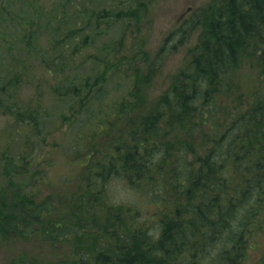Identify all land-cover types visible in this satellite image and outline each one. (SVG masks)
Wrapping results in <instances>:
<instances>
[{
    "label": "trees",
    "instance_id": "obj_1",
    "mask_svg": "<svg viewBox=\"0 0 264 264\" xmlns=\"http://www.w3.org/2000/svg\"><path fill=\"white\" fill-rule=\"evenodd\" d=\"M86 1L104 0H0V49L25 53L1 94L0 106L12 97L9 115L18 112L15 90L37 85L56 97L89 99L87 84L109 79L106 68L95 67L100 53L94 35L106 33L111 18L126 26L140 19L142 9L99 13ZM199 26L194 57L173 77L152 114L132 129L129 143L115 146L89 171L84 192L71 202L76 222H58V206L49 198L42 203L22 198L14 209L1 211L0 233L56 243L87 229L98 241L90 232L95 229L103 240L115 241L92 252L93 258L70 256V264H264V92L253 77L252 60L264 61V0H214L203 15L186 16L172 39L180 35L184 44ZM65 67L81 73L70 80L62 76ZM22 72L31 75L23 84ZM25 107L28 119L47 111ZM115 175L131 176L140 190L155 195L159 209L151 217L157 226L123 220L128 206L101 204L99 191L92 198L93 177L97 186ZM92 204L110 212L105 225L89 219ZM128 215L136 216L133 209Z\"/></svg>",
    "mask_w": 264,
    "mask_h": 264
},
{
    "label": "rangeland",
    "instance_id": "obj_2",
    "mask_svg": "<svg viewBox=\"0 0 264 264\" xmlns=\"http://www.w3.org/2000/svg\"><path fill=\"white\" fill-rule=\"evenodd\" d=\"M213 2L104 0L90 5L86 1L87 8L99 13L104 8H141V18L133 19L127 26L116 24L115 18H111L107 20L111 28L106 33L94 35L100 53L95 67L102 72L106 68L105 72L110 76L106 82L99 80L94 85L87 84V89L92 88L89 99L74 95L70 99H67L70 95L56 97L50 94L52 90L45 92L43 87L34 85L37 89L15 90L18 112L9 115L5 109L10 108V104L13 106V100L5 97L0 106V213L4 207L14 209L22 198L32 203H42L49 198L58 206L54 218L60 223L74 224L71 202L84 192V185L90 180L89 171L98 168L97 161H106L103 156L114 153L115 146L130 142L132 129L139 128L142 117L152 114L157 99L166 93L173 77L194 57L192 51L203 28L196 27L193 36L184 44L179 43L180 35L172 39V33L186 16L203 15ZM101 22L103 25L104 20ZM85 36H89L88 29ZM107 45L113 48L102 49ZM24 55L17 49H0V99L3 100L2 92L10 88L13 72H19L16 64ZM60 59L62 57L55 58L56 62ZM252 60L256 63L253 77L259 78L258 86L264 92V61L255 57ZM123 62L128 63L125 69ZM65 70L62 76L70 80L81 73L66 67ZM21 77L23 84L31 75L22 72ZM25 106L28 111L40 106L47 111L41 115L34 113L28 119L24 114L27 112ZM157 126L162 127L161 122ZM92 180L90 194L93 199L99 191L101 204L118 205L122 209L128 206V213L121 215L123 220L147 223V227L157 226L156 218L151 217L159 209L155 195L148 192L149 189L140 190V185L136 184L138 180L115 175L99 179L97 186L95 177ZM99 184L102 185L98 187ZM92 206L89 219L96 220L99 226L105 225L110 212L99 204ZM132 209L136 216L128 215ZM86 230L56 243L37 237L24 240L13 233L1 232L0 264H70L73 261L70 256L74 254L79 256L77 259L82 253H89L93 258L95 255L91 253L100 250V246L115 242L103 240L99 235L101 232L94 229L90 232L99 236L96 241L88 237ZM150 231L153 233L152 228Z\"/></svg>",
    "mask_w": 264,
    "mask_h": 264
},
{
    "label": "bare ground",
    "instance_id": "obj_3",
    "mask_svg": "<svg viewBox=\"0 0 264 264\" xmlns=\"http://www.w3.org/2000/svg\"><path fill=\"white\" fill-rule=\"evenodd\" d=\"M195 45V44H194ZM191 103V102H190Z\"/></svg>",
    "mask_w": 264,
    "mask_h": 264
}]
</instances>
